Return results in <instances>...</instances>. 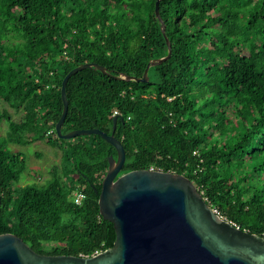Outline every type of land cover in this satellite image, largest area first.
<instances>
[{
	"label": "trees",
	"instance_id": "trees-1",
	"mask_svg": "<svg viewBox=\"0 0 264 264\" xmlns=\"http://www.w3.org/2000/svg\"><path fill=\"white\" fill-rule=\"evenodd\" d=\"M0 0V234L37 253L89 256L111 247L99 211L115 148L98 134L59 138L61 80L84 62L103 65L66 82L61 131L99 128L125 150L121 172L187 176L240 229L264 236V0ZM9 108L22 110L13 119ZM118 115L114 131L112 116ZM112 131V132H111ZM66 141L44 183L19 184L24 156L9 143ZM75 189L85 194L81 203Z\"/></svg>",
	"mask_w": 264,
	"mask_h": 264
},
{
	"label": "water",
	"instance_id": "water-1",
	"mask_svg": "<svg viewBox=\"0 0 264 264\" xmlns=\"http://www.w3.org/2000/svg\"><path fill=\"white\" fill-rule=\"evenodd\" d=\"M159 1H155V15L167 54L148 61L140 77L121 73L116 78L146 82L148 68L170 57ZM89 67L110 74L96 62L70 69L61 80L62 111L53 127L59 138L98 134L115 148L116 157L108 156L98 195L100 214L113 224L114 243L89 256L51 255L35 252L15 234L2 233L0 264H264V236L240 229L216 212L184 174L161 169L121 172L125 150L112 132L117 114L112 116L110 134L99 128L61 131L68 112L66 82L72 74Z\"/></svg>",
	"mask_w": 264,
	"mask_h": 264
},
{
	"label": "rangeland",
	"instance_id": "rangeland-1",
	"mask_svg": "<svg viewBox=\"0 0 264 264\" xmlns=\"http://www.w3.org/2000/svg\"><path fill=\"white\" fill-rule=\"evenodd\" d=\"M8 106L0 99V109ZM13 119L17 120L22 116V110L9 108ZM7 131V122H0V135H5ZM55 146L46 139H38L30 144L9 143L7 148L14 152H20L24 156L26 165L22 173L19 184L23 185L28 182L44 183L50 176V169L61 163L62 149L66 141H58Z\"/></svg>",
	"mask_w": 264,
	"mask_h": 264
},
{
	"label": "built area",
	"instance_id": "built-area-1",
	"mask_svg": "<svg viewBox=\"0 0 264 264\" xmlns=\"http://www.w3.org/2000/svg\"><path fill=\"white\" fill-rule=\"evenodd\" d=\"M114 112H115V114H116V111H114ZM149 169H150V170H154L153 167H150ZM84 197H85V194H84L83 192H81L79 189H75V190L73 191V193H72V198H73V200H74V202H75L76 204L81 203L82 200L84 199ZM214 210L217 212V210H216L215 208H214Z\"/></svg>",
	"mask_w": 264,
	"mask_h": 264
}]
</instances>
